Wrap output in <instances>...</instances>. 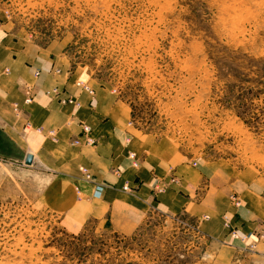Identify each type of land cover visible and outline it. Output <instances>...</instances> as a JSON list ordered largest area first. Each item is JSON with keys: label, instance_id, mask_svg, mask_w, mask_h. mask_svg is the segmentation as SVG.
<instances>
[{"label": "rangeland", "instance_id": "obj_1", "mask_svg": "<svg viewBox=\"0 0 264 264\" xmlns=\"http://www.w3.org/2000/svg\"><path fill=\"white\" fill-rule=\"evenodd\" d=\"M0 13L16 37L112 91L137 132L171 142L192 168L245 172L264 197V0H0ZM91 131L82 124L73 144L96 145ZM2 158L0 264H264V222L244 233L224 215L220 239L201 227L208 215L160 211L131 232L77 228L38 202L45 172ZM161 183L181 184L174 171Z\"/></svg>", "mask_w": 264, "mask_h": 264}, {"label": "crops", "instance_id": "obj_2", "mask_svg": "<svg viewBox=\"0 0 264 264\" xmlns=\"http://www.w3.org/2000/svg\"><path fill=\"white\" fill-rule=\"evenodd\" d=\"M80 73L51 51L9 32L0 13V135L7 148L0 145V156L2 161H23V169L34 163L46 173L38 202L77 228L97 226L122 233L135 230L148 213L157 211L200 220L208 215L201 227L216 239L226 233L224 215L234 214L244 233L264 222V197L256 179L210 163L192 168L171 142L132 128L129 108L109 89L88 84ZM81 82L95 95L83 90ZM28 86L36 93L29 105ZM69 98L79 105L67 103ZM82 124L91 127L96 145L73 144L77 137L84 139ZM9 147L13 156L7 154ZM81 168L88 170L91 181L84 180ZM172 171L181 184L157 191ZM234 193L239 205L243 203L238 216L229 200Z\"/></svg>", "mask_w": 264, "mask_h": 264}, {"label": "built area", "instance_id": "obj_3", "mask_svg": "<svg viewBox=\"0 0 264 264\" xmlns=\"http://www.w3.org/2000/svg\"><path fill=\"white\" fill-rule=\"evenodd\" d=\"M27 93L29 94V96H28V100H27V103H30L31 101H32V99H31V97L30 96H32L33 94L30 92V89L28 88L27 89ZM87 132L89 131V129L88 128H86L85 129ZM93 139H88L87 140V145H92L93 144ZM80 142V140L78 139L77 141H76V144L77 143H79ZM132 157H134V156H132ZM83 171H84V173H85V175H86V179H90L91 177H90V175L89 174H86V173H89L88 172V170L87 169H83ZM97 188H98V186H97ZM102 190H103V187H100V191H99V194L98 195H100V193L102 192Z\"/></svg>", "mask_w": 264, "mask_h": 264}, {"label": "water", "instance_id": "obj_4", "mask_svg": "<svg viewBox=\"0 0 264 264\" xmlns=\"http://www.w3.org/2000/svg\"><path fill=\"white\" fill-rule=\"evenodd\" d=\"M31 160H32V156H29L28 158H27V160H26V164H30L31 163Z\"/></svg>", "mask_w": 264, "mask_h": 264}, {"label": "bare ground", "instance_id": "obj_5", "mask_svg": "<svg viewBox=\"0 0 264 264\" xmlns=\"http://www.w3.org/2000/svg\"><path fill=\"white\" fill-rule=\"evenodd\" d=\"M74 143H76V141L74 142ZM132 156H134L135 157V155L134 154H131V157ZM238 204H240V199L238 198Z\"/></svg>", "mask_w": 264, "mask_h": 264}]
</instances>
